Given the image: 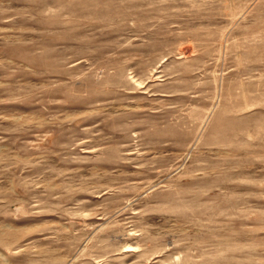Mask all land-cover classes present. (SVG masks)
I'll use <instances>...</instances> for the list:
<instances>
[{
    "label": "rangeland",
    "instance_id": "1",
    "mask_svg": "<svg viewBox=\"0 0 264 264\" xmlns=\"http://www.w3.org/2000/svg\"><path fill=\"white\" fill-rule=\"evenodd\" d=\"M0 264H264V0H0Z\"/></svg>",
    "mask_w": 264,
    "mask_h": 264
}]
</instances>
